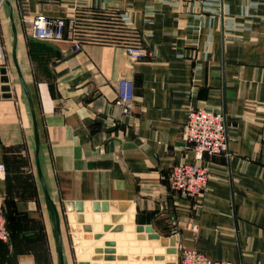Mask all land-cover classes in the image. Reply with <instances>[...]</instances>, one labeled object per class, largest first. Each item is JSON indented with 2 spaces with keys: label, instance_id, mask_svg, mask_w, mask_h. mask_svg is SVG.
<instances>
[{
  "label": "crops",
  "instance_id": "0c3cea01",
  "mask_svg": "<svg viewBox=\"0 0 264 264\" xmlns=\"http://www.w3.org/2000/svg\"><path fill=\"white\" fill-rule=\"evenodd\" d=\"M8 1L11 10L0 0V66L10 79V96H0V207L9 238L0 241V264H59L52 205L64 264H77L68 202L127 204L121 214L130 222L175 238L177 264L184 247L215 260L264 264V0ZM36 14L72 19L84 35L81 48L73 50L67 35L33 38L24 18ZM111 17L129 33L120 43L99 37ZM127 45L148 55L134 61ZM122 78L133 82L129 112L115 103ZM196 107L223 113L226 145L201 161L206 187L190 197L173 191L168 176L173 165L194 161L184 126ZM130 231L115 236L121 241ZM98 242L103 250H139L112 262H154L142 254L151 247L142 241ZM101 255L95 262H106Z\"/></svg>",
  "mask_w": 264,
  "mask_h": 264
},
{
  "label": "built area",
  "instance_id": "2783aa9c",
  "mask_svg": "<svg viewBox=\"0 0 264 264\" xmlns=\"http://www.w3.org/2000/svg\"><path fill=\"white\" fill-rule=\"evenodd\" d=\"M173 3H194L199 6L205 0H169ZM31 36L40 41L56 42L65 35L71 40L73 50L81 48L79 39L75 36V23L72 19L52 18L42 14L27 16L24 19ZM68 29V31H67ZM67 31V32H66ZM125 52L134 61L148 55L145 49L137 45H127ZM0 59V65L3 64ZM116 104H121L125 112L133 107V82L129 79L118 81ZM184 140L194 153V161L175 164L171 167L168 176L170 188L185 196L201 195L209 177L208 167L201 161L204 157L222 153L226 145L225 118L222 112L207 107L191 108L188 111L184 126ZM4 174L0 164V176ZM9 238L7 218L0 207V241ZM179 264H240L230 260H215L205 256L196 249L181 248Z\"/></svg>",
  "mask_w": 264,
  "mask_h": 264
},
{
  "label": "water",
  "instance_id": "95a60500",
  "mask_svg": "<svg viewBox=\"0 0 264 264\" xmlns=\"http://www.w3.org/2000/svg\"><path fill=\"white\" fill-rule=\"evenodd\" d=\"M5 2L10 10L11 6L9 4L8 0H2ZM10 21L11 26L13 30V38L14 42L16 41V33H15V27L13 24V18L12 15H10ZM12 57L14 62V67L16 70L18 69L17 62L15 60V51L13 49L12 51ZM18 74L19 71L17 70ZM20 83L25 91L27 92L25 84L23 83V80L20 78ZM10 79L7 74V69L5 66H0V96L3 97H9L10 96ZM28 103L30 106V109L32 111L33 116V130H34V139H35V152L37 156L38 151V142H37V130H36V123L35 118L33 114L32 104L31 100L28 97ZM37 164V163H36ZM37 170H38V176L39 180L41 182V185L43 187L45 196L47 197L48 201L51 203V200L49 199L47 195V191L45 188V184L41 175V172L39 170L38 164H37ZM52 208L55 213V224H56V241H57V248H58V259L59 264H64L63 261V255H62V247H61V237H60V231H59V217L57 216V213L55 211L54 206L52 205ZM128 206L127 204H117L115 206H112V204L108 202H93V203H81V202H68L65 203V210L67 212L66 220L68 223V228L72 233V239H73V245L76 247L74 249V254L78 259L77 264H124L120 262H112L115 259L117 260H126L127 254H134L138 253L139 250H131V248L128 251H124L122 248H118L115 250V248H108V249H101L99 248L101 242L95 243L96 240L100 239L102 237L103 240H105V245H108L110 247H114L117 245L118 247L122 245H129V246H137L138 241H142L140 245L142 246H151L153 248H144L142 250V254L146 255L148 259L153 258L155 262L153 264H177V249L175 246V238L173 237H160L158 234H156L150 226L135 225L134 222H130L127 215H122L121 213L125 212L127 210ZM116 210L117 214H103L107 213L109 211ZM94 212L93 214H88V212ZM126 230H131V234H123L122 240L121 238H116L115 232L119 233ZM107 232V234L102 235L101 231ZM84 232V234H80V232ZM94 232V234H93ZM117 239V241L115 240ZM83 239V241H81ZM94 241V242H93ZM129 241L130 244H127ZM94 245V249L84 250L82 248H79L80 246H89ZM85 251V252H84ZM103 255V260L106 262H95V261H101V257ZM116 253V254H114ZM88 260H92L93 262H87ZM164 261V262H161Z\"/></svg>",
  "mask_w": 264,
  "mask_h": 264
},
{
  "label": "rangeland",
  "instance_id": "374dc122",
  "mask_svg": "<svg viewBox=\"0 0 264 264\" xmlns=\"http://www.w3.org/2000/svg\"><path fill=\"white\" fill-rule=\"evenodd\" d=\"M25 19V18H24ZM112 28H117L118 30H117V33H115V34H112V35H110L107 31H106V34L104 35V36H99L100 37V39H103V38H105V39H109L110 41H113V42H119V41H121L123 38H126V34H127V32H126V30H125V28H123V26L121 25V23L120 22H118V21H113V23H112ZM82 39V38H81ZM71 233H73V232H71ZM176 256H177V254H176ZM77 258V257H76ZM77 261H78V259H77ZM176 261H177V259H176ZM155 262V261H154ZM78 263V262H77Z\"/></svg>",
  "mask_w": 264,
  "mask_h": 264
},
{
  "label": "trees",
  "instance_id": "16d2710c",
  "mask_svg": "<svg viewBox=\"0 0 264 264\" xmlns=\"http://www.w3.org/2000/svg\"><path fill=\"white\" fill-rule=\"evenodd\" d=\"M113 21H118L117 20V17H116V19H114V18H109V19H107V25H106V27L104 28V31L101 33V34H99L100 36H104L105 34H106V31L110 34V35H112V34H115V33H117V28H112V23H113ZM119 22V21H118ZM78 24L77 23H75V36H76V38H78L79 40H81L82 41V39L81 38H83L84 37V35L81 33V31H80V27H78L77 26ZM124 28V27H123ZM68 30V29H67ZM127 32V31H126ZM129 35V33L127 32V34H126V36H128ZM103 40H106V41H110L109 39H105V38H103ZM122 41V40H121ZM120 43V42H119Z\"/></svg>",
  "mask_w": 264,
  "mask_h": 264
}]
</instances>
